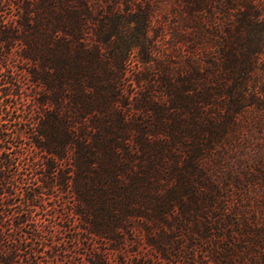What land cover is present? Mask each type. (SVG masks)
<instances>
[{"label":"trees","instance_id":"16d2710c","mask_svg":"<svg viewBox=\"0 0 264 264\" xmlns=\"http://www.w3.org/2000/svg\"><path fill=\"white\" fill-rule=\"evenodd\" d=\"M0 70V264H264V0H0Z\"/></svg>","mask_w":264,"mask_h":264},{"label":"rangeland","instance_id":"374dc122","mask_svg":"<svg viewBox=\"0 0 264 264\" xmlns=\"http://www.w3.org/2000/svg\"><path fill=\"white\" fill-rule=\"evenodd\" d=\"M169 8V4H166L165 6H163V10H167ZM5 63L8 66H14L17 63V58L14 54V52H11L10 55L8 56L7 60L5 61ZM10 68V67H9ZM12 70V68H11ZM2 70H0V80L1 82H3V77L1 75ZM17 78L23 82L24 79L20 76H17ZM27 86V85H26ZM28 89H31L32 86H27ZM129 88V86H128ZM10 113L4 112V116H6V118H8L10 115ZM16 116L15 113H12V117L11 119H13V117ZM2 127L0 129H2V131L6 134V132H8V129L10 128H15V126L13 124H9V123H2ZM24 130L25 133L24 134H28L30 132V127L29 125H25L24 126ZM3 133H1L2 136ZM4 137H6V135H4ZM6 157L5 154H1L0 153V160L2 158ZM22 172H27L24 171V169H19L18 171H15L14 173V178L18 181H26L29 182L32 179H30V175H25ZM6 189L3 188L2 186H0V192L2 191H9L11 190L12 185L6 183L5 184ZM22 199L19 195H17V193H13L10 194L9 196H6L4 193L2 194V196L0 197V254L1 251H6L9 250V248L11 247H16V243L17 241L21 240V238L23 237L22 235H30V231H31V227L25 226L22 228H12L11 224H12V219L14 218V216L12 214H15L16 211L21 210V208H24L22 205ZM21 203V204H20ZM51 211H48V216L50 215ZM77 232L75 230L71 231V237L74 238L76 237ZM52 240L51 236L46 235V242H50ZM88 244V246H98L97 242H90V243H86V245ZM28 245L30 246H35L36 248H43L44 243L41 241H38L37 239H33L31 240V244L30 242H28ZM27 251H20L18 252L17 256L15 257V260L18 259L20 260L22 258V255H24V253L26 254V256H28L29 254V247L27 246ZM135 248V247H133ZM140 248V247H139ZM80 251H82L83 253H86L87 248H80ZM49 254H51V252L49 251V253L47 252H43L40 253L39 255H37V260H48L49 259ZM20 255V256H19ZM85 259V256H82V259ZM13 263L10 264H26L24 262H19L18 260H16ZM80 260V259H78ZM28 264H33L32 260L30 259Z\"/></svg>","mask_w":264,"mask_h":264}]
</instances>
